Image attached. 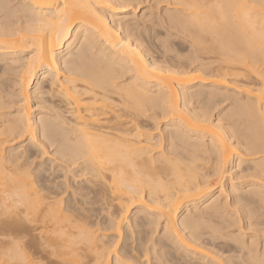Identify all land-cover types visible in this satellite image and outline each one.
<instances>
[{
    "label": "bare ground",
    "instance_id": "bare-ground-1",
    "mask_svg": "<svg viewBox=\"0 0 264 264\" xmlns=\"http://www.w3.org/2000/svg\"><path fill=\"white\" fill-rule=\"evenodd\" d=\"M0 264H264V0H0Z\"/></svg>",
    "mask_w": 264,
    "mask_h": 264
},
{
    "label": "rangeland",
    "instance_id": "rangeland-1",
    "mask_svg": "<svg viewBox=\"0 0 264 264\" xmlns=\"http://www.w3.org/2000/svg\"><path fill=\"white\" fill-rule=\"evenodd\" d=\"M153 5H154V4H151V3H150L149 5H148L147 3H146V4H142V5H140L136 10H133L131 7H128V8L125 9L126 12H127V14H128L127 17H128V18H132V17H135V18H136V17H137V19H139L141 16L138 17V15L142 14V11H143V16H144V15H145V14H144V11L147 10L148 12H147V11H146V12H147L149 15L146 14L145 17H146V18H147V17L153 18V16L157 15L156 12H157V13L159 12V10H160L159 8H162V7L165 6L164 4H159V5H157L158 7H157V6H154V7H153ZM149 6H150V7H149ZM150 8H151V9H150ZM127 9H128V10H127ZM156 9H157L158 11H156ZM132 10H133V12L135 11L136 13L134 12L135 14L131 16L130 14H133V12L131 13ZM141 10H142V11H141ZM152 12H153V13H152ZM150 14H152V16H151ZM129 15H130V17H129ZM135 15H136V16H135ZM120 16H121V15H120ZM120 16H119L118 18H121V17H122V16H121V17H120ZM32 91H33V86L30 87L29 92L31 93ZM31 100H32V99H29V101H28V102H30L29 105H33V104L35 103V101H33V100L31 101ZM31 102H32V104H31ZM35 107H36V106H35ZM35 107H34V108L32 107V110L35 111V112L37 113V111H36L37 107H36V108H35ZM38 109H39V107H38ZM38 109H37V110H38ZM32 110H30V111L33 112ZM35 115H36V114H35ZM160 123H161V122H160ZM160 125H161V124H159V126H160ZM25 143H26V142H24L23 144H25ZM23 144H21V145H23ZM45 156H46V155L42 156V158H39L38 160L41 159L39 162H42V161H43V162H46L47 159H45V158H48V157H47V156L45 157ZM43 158H44V159H43ZM35 161H36V160H35ZM36 162H37V161H36ZM43 162H42V163H43ZM46 163H47V162H46ZM46 163H45V164H46Z\"/></svg>",
    "mask_w": 264,
    "mask_h": 264
}]
</instances>
